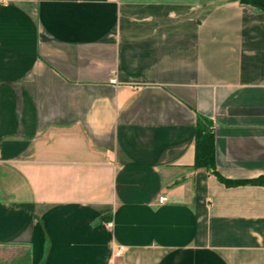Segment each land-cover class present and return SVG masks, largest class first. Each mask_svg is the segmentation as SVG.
Returning <instances> with one entry per match:
<instances>
[{
  "label": "crops",
  "instance_id": "0c3cea01",
  "mask_svg": "<svg viewBox=\"0 0 264 264\" xmlns=\"http://www.w3.org/2000/svg\"><path fill=\"white\" fill-rule=\"evenodd\" d=\"M197 114L264 174V11L0 0V264H264V186L192 167Z\"/></svg>",
  "mask_w": 264,
  "mask_h": 264
},
{
  "label": "trees",
  "instance_id": "16d2710c",
  "mask_svg": "<svg viewBox=\"0 0 264 264\" xmlns=\"http://www.w3.org/2000/svg\"><path fill=\"white\" fill-rule=\"evenodd\" d=\"M241 4L264 11V0H239ZM194 169L203 168L215 175L226 186L252 184L264 186V174L249 179H230L219 173L215 164L214 123L211 119L197 114L194 137Z\"/></svg>",
  "mask_w": 264,
  "mask_h": 264
},
{
  "label": "built area",
  "instance_id": "2783aa9c",
  "mask_svg": "<svg viewBox=\"0 0 264 264\" xmlns=\"http://www.w3.org/2000/svg\"><path fill=\"white\" fill-rule=\"evenodd\" d=\"M159 200L160 201H165L166 197H160ZM122 250H123V248L121 246H117L116 249H115L114 255L115 256H119L121 254Z\"/></svg>",
  "mask_w": 264,
  "mask_h": 264
}]
</instances>
